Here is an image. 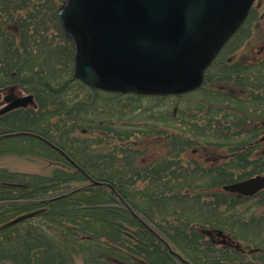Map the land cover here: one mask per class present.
Masks as SVG:
<instances>
[{
    "label": "trees",
    "instance_id": "trees-1",
    "mask_svg": "<svg viewBox=\"0 0 264 264\" xmlns=\"http://www.w3.org/2000/svg\"><path fill=\"white\" fill-rule=\"evenodd\" d=\"M63 2L0 0V90L36 101L0 116V156L54 164L0 170V264H264V216L243 210L264 191L223 190L264 174V53L231 57L253 12L199 89L139 96L75 78ZM144 134L166 153L143 162ZM209 150L222 152L210 166L185 158Z\"/></svg>",
    "mask_w": 264,
    "mask_h": 264
},
{
    "label": "water",
    "instance_id": "water-1",
    "mask_svg": "<svg viewBox=\"0 0 264 264\" xmlns=\"http://www.w3.org/2000/svg\"><path fill=\"white\" fill-rule=\"evenodd\" d=\"M254 2L65 0L57 18L74 43V76L85 85L107 93L182 95L203 85L207 70L243 26ZM30 105H36L33 94L5 99L0 116ZM223 189L253 196L264 190V175ZM216 235L221 243H231L222 231Z\"/></svg>",
    "mask_w": 264,
    "mask_h": 264
},
{
    "label": "rangeland",
    "instance_id": "rangeland-1",
    "mask_svg": "<svg viewBox=\"0 0 264 264\" xmlns=\"http://www.w3.org/2000/svg\"><path fill=\"white\" fill-rule=\"evenodd\" d=\"M59 5L60 4H58V6ZM252 12V18L248 21L247 26L245 25V29L240 36L232 44V47L237 48L235 50L233 49L231 57L233 56L237 61L241 58H251L254 55L259 56V53L264 51V0H256ZM12 88L15 89V93L19 96L29 94L23 90L21 86L16 85L1 89L0 97L4 98ZM233 88H235V90L237 89L235 86ZM144 103L148 104V101H144ZM136 141L143 151L141 157L143 162H148L155 157L163 155L167 151L166 144L152 134H144ZM221 154L222 152L220 153V151L214 150L188 152L185 158L195 159L204 166H210L214 158L220 160ZM1 169L27 173L51 174L54 169V164L40 156L5 154L0 156V170ZM243 210H248V216H264V201L258 203V200H254L246 204ZM77 264H83V262L78 260Z\"/></svg>",
    "mask_w": 264,
    "mask_h": 264
},
{
    "label": "flooded vegetation",
    "instance_id": "flooded-vegetation-1",
    "mask_svg": "<svg viewBox=\"0 0 264 264\" xmlns=\"http://www.w3.org/2000/svg\"><path fill=\"white\" fill-rule=\"evenodd\" d=\"M260 53H264V51H261ZM260 53H259V54H260ZM0 94H1V92H0ZM16 97H17V94H15L14 91L10 90V91H8V94H7L4 98H1V99H0V101H3V100H5V99H7L8 102H12V101H14V99H15Z\"/></svg>",
    "mask_w": 264,
    "mask_h": 264
}]
</instances>
